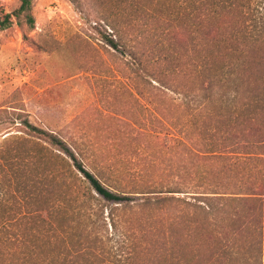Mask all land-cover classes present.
<instances>
[{"label": "trees", "instance_id": "obj_1", "mask_svg": "<svg viewBox=\"0 0 264 264\" xmlns=\"http://www.w3.org/2000/svg\"><path fill=\"white\" fill-rule=\"evenodd\" d=\"M33 1L3 12L0 31L14 18L33 30ZM189 1L139 10V24L105 20L139 94L137 178L121 179L98 138L7 118L26 135L0 141V264H148L151 247L175 254L170 264H205L206 233L264 231V0ZM146 140L170 153L172 180L150 171Z\"/></svg>", "mask_w": 264, "mask_h": 264}, {"label": "rangeland", "instance_id": "obj_2", "mask_svg": "<svg viewBox=\"0 0 264 264\" xmlns=\"http://www.w3.org/2000/svg\"><path fill=\"white\" fill-rule=\"evenodd\" d=\"M19 1L0 0V15L14 11ZM189 7V0H34L33 30L20 26L14 18L10 29L0 31V119L7 121L0 126V141L7 135H26L22 127L8 126L7 118L21 112L33 123L66 136L77 133L100 139L102 149L119 163L121 179L137 178L139 94L135 88L133 94L126 88L120 54L105 39L112 31L105 20L139 24V19L144 21L139 10ZM168 102L167 116H177L179 112ZM144 114L146 120L155 113ZM146 141L156 154V158L151 157L150 171L157 178L172 180L174 160L170 153L162 151L160 141ZM75 175L81 176L76 171ZM241 224L238 221L237 227ZM156 227L151 229L156 232ZM151 236L148 239L154 240ZM193 239L195 236L187 244L191 251ZM142 254L149 257L148 264L176 260L175 254H168L171 259L156 256L152 247L149 254L145 249ZM195 254H200L205 264H264V231L260 227L235 230L226 236L223 230L215 229L202 237L201 250Z\"/></svg>", "mask_w": 264, "mask_h": 264}]
</instances>
